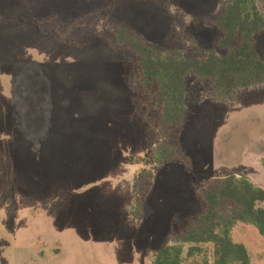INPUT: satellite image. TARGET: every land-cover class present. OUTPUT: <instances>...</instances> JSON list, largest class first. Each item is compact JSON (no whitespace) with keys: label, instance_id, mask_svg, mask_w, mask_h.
<instances>
[{"label":"rangeland","instance_id":"374dc122","mask_svg":"<svg viewBox=\"0 0 264 264\" xmlns=\"http://www.w3.org/2000/svg\"><path fill=\"white\" fill-rule=\"evenodd\" d=\"M227 3L0 0V264H151L198 214L208 180L231 173L264 189V83L219 101L189 78L179 153L159 163L127 86L131 58L113 41L123 27L159 56L196 59L216 50L210 22ZM46 21L56 25L42 34L35 23ZM254 54L264 61V32ZM144 173L153 180L139 208ZM231 211L218 209L217 230ZM231 238L264 264L253 226L236 224ZM201 247L186 258L183 245V264H213Z\"/></svg>","mask_w":264,"mask_h":264},{"label":"trees","instance_id":"16d2710c","mask_svg":"<svg viewBox=\"0 0 264 264\" xmlns=\"http://www.w3.org/2000/svg\"><path fill=\"white\" fill-rule=\"evenodd\" d=\"M258 2L264 5V0H228L210 22L220 33L215 48L225 55L212 50L199 51L196 59H186L180 54L159 56L125 28L114 29L115 45L125 49L133 64V79L127 86L131 90L132 85L135 112L153 140L155 150L151 156L157 162L172 158V151L179 153L177 140L187 114L189 78L208 81L212 89L209 96L219 101L231 100L238 89L264 83V61L254 54V39L264 32V12L258 8ZM43 23H35L42 34L54 30L56 25L55 21ZM235 42L237 46L232 48ZM212 179L196 194L201 205L198 214L186 220L183 230L169 235L168 244L153 256L151 264H183L186 261L182 257L183 245L190 246L186 258L202 253L201 246L211 245L213 264H251L246 247L232 240L231 230L236 224H246L264 236V209L259 207L264 203V189L231 173ZM152 180L153 177L144 173L139 181L142 194L137 198V201L141 199L139 208ZM226 204L232 211L217 230L218 209ZM203 264H208L206 259Z\"/></svg>","mask_w":264,"mask_h":264}]
</instances>
